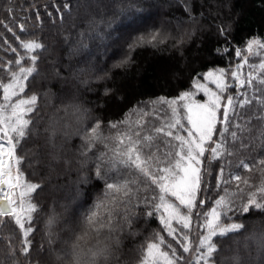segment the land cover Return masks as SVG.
Masks as SVG:
<instances>
[{
    "label": "snow or ice",
    "instance_id": "6c2138e0",
    "mask_svg": "<svg viewBox=\"0 0 264 264\" xmlns=\"http://www.w3.org/2000/svg\"><path fill=\"white\" fill-rule=\"evenodd\" d=\"M63 10L71 14L70 4L64 3ZM7 11L11 12L12 8ZM185 11L191 17V9L186 6ZM191 18L195 20V17ZM89 26L94 27L92 23ZM20 28L21 32H26L23 24ZM220 34L227 38L224 28L220 29ZM80 35L83 47L84 33ZM169 38L170 34L159 29L140 33L129 43V55L116 67L129 64L130 53L135 48L156 47ZM183 42L181 37L176 44L180 46ZM20 46L24 54L17 53L14 64L9 61L0 65L6 73V79L0 77V218H10L18 227L22 235V256L27 257L33 246L31 237L36 231L33 225L43 211L36 196L43 187L29 181L23 171L25 162L35 167L39 161L21 156L19 149L33 136L41 135L55 147L58 136L67 137L69 129L75 128L74 134L80 136L84 149L80 153L85 158L81 167L94 170V176L92 171L85 172L80 183L89 184L95 179L103 183V188L81 213L80 231L73 232L74 239L64 240L65 247L59 251L53 249L57 264H111L118 255L123 233L127 230L130 235H138L132 231L136 222L153 218H158L167 236L175 240L191 259L185 262L170 243L165 250L166 237L156 232L140 246L138 264H248L238 240H234L235 249L221 246L245 230L242 216L251 215L253 211L264 213V57H261L264 38L253 37L246 41L243 49H235V68L210 69L203 73L204 82L194 79L195 92L182 91L177 97L159 96L151 102H138L136 108L130 110L137 118L132 120L130 114L125 113L123 119L109 121L110 134L107 136L103 122L96 119L89 123L87 110L73 101L62 102L58 109L64 114L62 123L49 122L41 132L40 101L42 96L50 95V90L32 91L29 95L25 89L26 83L30 84L41 75L39 62L45 45L38 38H30L21 40ZM12 51L17 50L12 48ZM216 52L222 56L231 54L228 47L217 48ZM250 57L261 58L258 63H250ZM52 63L53 73L59 78L56 62ZM245 65L250 68L247 76L242 71ZM229 76L237 89L236 96L226 95L233 86ZM247 90H251L250 95ZM112 92L105 88L106 96ZM200 92L203 100L196 99ZM149 103L152 105L150 110ZM237 108L241 112L251 110L252 116L239 122ZM161 109L163 116L159 114ZM151 116L159 123L150 122ZM253 119L262 125L255 138L251 137ZM246 139L248 143L244 142ZM255 140L259 141L253 148L257 155L241 156L233 167L230 158L239 156L240 151H247ZM237 143L239 150L235 148ZM97 145H102L103 150H98ZM225 160L228 161L227 175ZM214 164H219L220 168L215 195L209 196L212 189L205 187L203 177L205 166L211 175ZM241 169L248 173L259 170V183H253L251 176L243 175ZM59 220L53 206L45 221L50 245L55 243L53 229ZM194 221L195 241L192 239ZM85 238L94 242L84 246L81 241ZM253 247L255 264H264V230H253L245 236L244 249L249 257ZM225 251L231 254L223 255ZM10 254L15 256V250L12 249Z\"/></svg>",
    "mask_w": 264,
    "mask_h": 264
},
{
    "label": "trees",
    "instance_id": "16d2710c",
    "mask_svg": "<svg viewBox=\"0 0 264 264\" xmlns=\"http://www.w3.org/2000/svg\"><path fill=\"white\" fill-rule=\"evenodd\" d=\"M66 2L71 6V14L63 10ZM186 6L191 9L194 21L185 11ZM9 7L12 8L11 12L7 11ZM37 16L40 18L37 19ZM132 22L136 24L131 31L125 30L127 23ZM90 23L94 27H90ZM21 24L26 32H21ZM221 28L227 32V38L220 34ZM156 29L170 34V38L156 47L135 48L130 53L131 62L124 67H116L122 58L129 55L128 45L134 37ZM81 32L84 33L83 47ZM65 37H68L67 42ZM181 37L184 42L177 46L176 41ZM253 37L264 38V0H0V65H6L9 61L14 64L17 53L24 54L21 40L38 38L45 45L39 62L41 75L30 84L26 83L25 89L29 95L32 91L50 90V95L42 96L40 101L41 132L49 122L62 123L64 114L58 109L62 102L73 101L87 110L89 123H94L96 119L103 122L107 136L108 122L123 119L125 113H129L138 102L153 101L159 96L173 98L182 91L195 92L193 80L204 82V72L216 68H235V49H243L246 41ZM225 47H228L230 55L222 56L216 52L217 48ZM12 48L17 51L13 52ZM52 62H56L59 78L53 73ZM242 71L246 76L247 70L243 68ZM0 77L6 79L2 67ZM229 83L233 86L226 95L236 96L237 89L230 76ZM211 87L215 90L214 85ZM105 88L112 89V94L106 96ZM247 91L250 95L251 90ZM196 99L203 100V93H197ZM237 111L240 112L241 123L252 116L251 110L241 112L237 108ZM236 122V118H233V123ZM251 127V137L255 138L262 129L261 122L253 119ZM74 133L75 128L69 129L67 137L58 136L55 147L48 144L44 135L33 136L20 147L21 156H27L33 162L39 161L35 167L25 162L23 171L29 181L42 185L43 190L36 200L43 211L33 225L36 231L31 237L33 246L27 257L20 254L22 235L18 227L10 218L2 219L0 264H14L15 261H19V264H57L53 249L59 251L65 247L64 240L74 239L73 232L80 231V215L93 203L103 183L95 179L89 184L80 183L85 172L92 171L94 176V170L81 167L85 158L80 153L84 149L80 136ZM244 142L249 141L246 139ZM257 144L259 141L255 140L247 151H240L239 156L230 158L233 167L241 156L251 154L255 157L257 153L253 152V148ZM235 148L240 149L239 143ZM97 149L102 151V145H97ZM224 164L227 175L228 161L225 160ZM219 168V164H214L212 174L208 175L205 166V187L212 189L209 196L215 195ZM240 171L245 176H251L253 183H259V170L252 173L243 169ZM53 206L60 220L53 229L55 243L50 245L45 233V221ZM241 219L246 224L245 230L224 241L221 247L235 249L237 245L234 240H238L245 260L248 264H255L254 247L250 250L251 257L244 249L245 236L253 230H264V213L253 211ZM132 231L139 234L133 236L127 230L123 233L118 255L111 264H138L140 246L156 232L166 237L165 250H168L166 245L170 243L185 262L191 259L175 240L167 236L158 218L141 219ZM195 232L194 221L193 241L196 239ZM177 235H180L179 230ZM93 242L85 238L81 244L87 246ZM12 249L15 256L10 254ZM222 254L231 253L225 251Z\"/></svg>",
    "mask_w": 264,
    "mask_h": 264
},
{
    "label": "rangeland",
    "instance_id": "374dc122",
    "mask_svg": "<svg viewBox=\"0 0 264 264\" xmlns=\"http://www.w3.org/2000/svg\"><path fill=\"white\" fill-rule=\"evenodd\" d=\"M135 24H136L135 22L134 23L133 22L132 23H127V27H126L125 30L131 31V29L135 26ZM244 54L247 55L246 52ZM261 57H264V50L261 51ZM261 57H250L249 58V62L250 63H258ZM244 68L247 70V72H246V76H247V73L250 71V68L248 67V65H245ZM146 102H151V101H146ZM151 107H152V105L149 103L148 104L149 110L151 109ZM135 108L136 107H134L132 110H134ZM157 108L159 109L158 105H157ZM129 114H130V118L132 120H135L137 118V116H136L134 111H130ZM159 114L161 116H163V110L162 109L159 111ZM149 120H150V122H153V123H157V124L159 123V121L156 120L154 116L149 117ZM109 134H110V130L108 129L107 130V135H109ZM0 219H4V218H0Z\"/></svg>",
    "mask_w": 264,
    "mask_h": 264
}]
</instances>
